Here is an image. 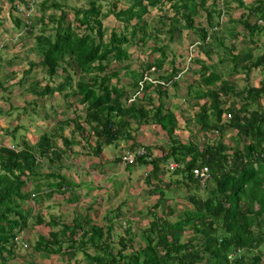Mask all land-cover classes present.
I'll use <instances>...</instances> for the list:
<instances>
[{
    "label": "trees",
    "instance_id": "16d2710c",
    "mask_svg": "<svg viewBox=\"0 0 264 264\" xmlns=\"http://www.w3.org/2000/svg\"><path fill=\"white\" fill-rule=\"evenodd\" d=\"M5 1L14 28L34 37L29 51L38 59L28 61L16 80L19 95L37 98L25 99L20 108L9 104V110L23 113L16 121L40 107L56 111L46 105L58 96L66 113L40 130L34 142L28 140V126H0V264L17 259L28 264H264V50L252 40L264 32V0L248 5L236 0L246 11L239 20L229 13L231 0H223L224 10L218 0H125V6L120 0H83L70 6L71 12L57 3ZM38 6L41 14L34 21ZM49 9L54 11L46 14ZM153 9L159 13L149 21ZM225 12L229 19L222 30ZM110 16L117 26L106 36L103 21ZM234 23L242 25L253 48L237 49ZM219 31L230 36L227 45ZM184 32L191 34L189 45L204 53L203 60L197 56L189 62L187 70L196 77L192 83L179 82L184 68H177L176 54L166 51L183 41ZM132 49L143 56L139 66L132 63ZM220 50L219 63L231 64L225 75L210 61ZM2 62L0 55V68ZM34 69L43 74L44 85ZM257 70L254 86L249 78ZM1 76L2 90L14 87L4 82L16 78ZM171 90L184 93L183 103L173 108ZM182 117L187 128L192 121L199 142L180 135ZM147 128L163 138L144 142ZM120 143L127 151L122 156L146 152L124 167L128 173L131 166L147 169L141 197L156 200L143 211H133V196L107 211L101 212L98 202L87 206L80 190L91 187V192L94 184L67 173L86 157L97 160L91 164L94 172L97 164L105 165L104 149ZM122 156H114L115 163ZM172 163L177 166L170 169ZM203 167L209 172L205 182L193 174ZM58 203L72 207L71 219L63 213L43 217L42 209ZM80 203L92 215L79 212ZM33 229L39 231L30 239Z\"/></svg>",
    "mask_w": 264,
    "mask_h": 264
},
{
    "label": "rangeland",
    "instance_id": "374dc122",
    "mask_svg": "<svg viewBox=\"0 0 264 264\" xmlns=\"http://www.w3.org/2000/svg\"><path fill=\"white\" fill-rule=\"evenodd\" d=\"M125 0H120V5L121 6H125ZM210 1V0H209ZM252 0H242L243 4L248 5L249 2ZM40 3L44 2L48 5H51L53 3H57L58 5H60V7L62 9H65L66 12L67 10H70V6L72 7H78L80 5H83L84 1L83 0H39ZM231 3L229 4V10H231L229 13L232 17V20H239L242 16H246V11L241 8L238 4V2L236 0H231ZM103 3V2H102ZM223 0H218L217 4L219 5L220 10L223 9V6H225L223 4ZM65 6H68L65 7ZM104 6V10L107 9L106 4L103 3ZM65 7V8H64ZM167 6H165L163 9H166ZM33 10V9H32ZM35 11V19H39V15L41 14L40 12V8L39 6L36 7L34 9ZM53 9H49L47 11L46 14L53 12ZM69 12V13H70ZM159 13L156 9L150 10L149 14L146 16L147 20H151L153 17L156 16V14ZM29 14V12L24 11L23 14L21 15L22 18H26L27 15ZM14 14L10 11V7L8 5V3L5 0H0V47L3 46L4 44H6L5 48H0V55L2 56V67L0 68L1 73L0 74H5L6 73V78L13 76L12 82H7L5 81L4 84L5 86H8L11 84L16 83V80H18L19 78H22V71L26 70L29 68V63L28 61L31 60H38L37 56L35 55L36 52H30L29 50H31L34 47V37H23L21 30H17L14 28V23H13V17ZM228 14L225 12L221 19H220V23L222 24V30L225 28V25H228ZM200 20V19H197ZM199 22V21H197ZM253 22V21H252ZM116 21L115 19L110 16L108 17L106 20L103 21V27H105V29H107V34L106 36L109 35L111 29L114 28V26L116 25ZM233 26H235L237 33L239 34L238 38H236V40L233 42L234 45L237 47V49H242V48H253V44L251 43V41L249 40V36L248 33L244 32L242 25L238 24V23H234ZM39 27L37 26V29ZM219 33H221L219 31ZM221 35L224 37L225 40V44L227 45L230 41V36L226 35L225 33H221ZM189 36H191V34H186V32L183 33V41L181 43L178 42H174L173 44L170 45V49H166L168 55L173 54V52L176 54V59H175V65L177 68H184L182 70H184L183 73L179 74V82H183L184 78H188V81L190 83L193 82L194 77L190 74V71L187 70V67L189 66V62L191 63V60L193 58H196L198 56V58L200 60L204 59V53H200L198 54L197 51V47L193 46V45H189ZM162 36L160 35V38ZM193 39V37H192ZM254 42H256L258 44V47L260 50H264V32H262L260 35L255 36L252 39ZM190 46V47H189ZM215 49V48H214ZM217 50V49H216ZM29 51V52H28ZM132 51L134 52L132 59V63L136 64V66H139V59L141 60V58H143L142 54H140V50L138 49H132ZM28 52V53H27ZM224 52L222 50H220V53H216L214 52V55L211 56V62H213L216 66H215V70H217L219 73H221L222 75H225L229 69V66L231 65L228 62L225 63H219V59L220 57H223ZM220 56V57H219ZM172 57V56H171ZM188 64V65H187ZM207 65L210 64V62L206 63ZM187 65V66H186ZM4 66V67H3ZM135 66V67H136ZM192 69L196 68V65H192L191 66ZM170 68L168 67V70ZM189 69V67H188ZM164 70H167V66L164 68ZM34 71H36V78L37 80H39L40 82H42V84L44 85V83H46V80H44V82L42 81V77L43 74L37 70L34 69ZM170 71V70H169ZM225 73V74H224ZM10 75V76H9ZM32 74H30L29 76H31ZM225 77V76H224ZM196 78V77H195ZM239 77H236V79H238ZM2 79V76L0 77V80ZM260 79V75L258 70L256 72H253L250 75L249 81L250 83H252L254 86H256L258 84V81ZM243 81H238V86L241 87L243 86ZM16 83L15 85H13L14 87L10 88L9 86V91H4L0 88V126L4 127L6 125L10 126V127H14L16 124L21 125H25V127H29L30 128V133H29V142H34L37 138V136L39 135V131L40 130H47L49 127V123L52 124L53 121L58 120L59 117H61L62 119V114L66 113L64 110V105L65 102L63 100V98L61 97H56L55 101L54 99L51 97V100L48 99V101H50L46 107L48 108L49 106H52L53 108L56 109L51 111H47V109L43 110L42 107L37 109V113L34 114L32 112L27 113V115H23L19 121H16L17 116H20L21 111L12 109L9 110V104L13 105L16 108H20L22 107V105L25 102V99H35L37 98V96L27 93L26 95H19L20 89L16 88L17 87ZM183 91V89H182ZM180 91H175V90H171L169 92L170 96L175 95V97H170V100L168 101V105L170 107H174V104H178L179 103H183V96L184 93ZM179 97V98H178ZM45 102V101H44ZM264 102V100H263ZM187 107V106H184ZM8 110V111H7ZM184 110V109H183ZM48 112V119H46V121L42 124V119L44 118V114ZM63 112V113H62ZM188 112H190V108L188 110ZM69 115V114H68ZM72 115V113H71ZM60 119V118H59ZM18 120V119H17ZM30 126H29V125ZM187 122L185 119L180 120V124H179V129L178 132L180 133V135H182V137L184 139H187L189 137V134L195 136L193 137L194 141L196 140L197 142L200 141V134L195 131V126L192 123V121H190V123L188 124V128L186 126ZM22 127V126H21ZM20 130V129H19ZM17 131V134H20V131ZM195 131V132H194ZM158 135V136H157ZM144 142H156L155 137H157V141L159 142V139H162L163 136L161 135V133L156 132L154 130H152V128H147V132H145L144 135ZM154 136V137H153ZM227 142L231 141L228 139L226 140ZM156 144V143H154ZM203 144V143H202ZM127 151L125 149L124 143H120L118 146H109L106 147L104 149V155H103V160L107 163V168L109 169L108 172H104V173H92V172H88L83 171L85 169V167L87 166H91L90 162L91 160L89 158H84L82 163H75V168L74 170H70L67 171L68 174H70V176L77 180L78 182L80 181L81 183L85 184H94L93 187V191L88 192L91 190V187H88L86 189H82L80 190L81 192L85 193V197L86 198H82L83 200L81 202H86L87 205L91 204L93 205L94 203H99V209L102 211H107L108 209H113V208H117L119 206V204L121 203V201L125 198H130L131 196L134 197V201L137 202L136 204L132 205L131 203V207L133 209V211L137 210L138 211H143L146 206H150L151 204H153L155 202V198H151L150 200H143V197H141L142 194V189H144V187L140 184H136L138 182V179L143 178L144 174H146V167L144 166H131L129 167V172L132 171V173H128L127 170L125 168H116L119 167V163H115V158L114 156H122L123 154H125ZM114 158V159H113ZM83 165V166H82ZM121 166V165H120ZM103 168V167H102ZM100 171V170H97ZM111 177V179L113 178V183L112 182H107V179ZM118 184L122 185L121 187H118ZM125 187L129 188L127 191V189H124ZM132 194V195H129ZM59 200H61V198H58ZM64 202V201H63ZM30 204L32 205V203L30 202ZM44 208V207H43ZM72 208V207H71ZM71 208L69 205H67L66 203H64L61 207L60 204L58 203L57 205H54L51 209L45 208L42 209V213H43V217L45 219H49L50 215L49 214H65L68 215V218L71 219L73 217V211H71ZM76 209H78L79 212L83 211L84 214H91L92 212H87L86 211V207L82 205V203L78 204V206L76 207ZM124 210V208H122ZM101 212H100V216H99V220L101 219ZM134 214V213H132ZM135 219V218H134ZM136 221H138L137 219H135ZM141 222V220H140ZM142 223V222H141ZM39 231V229H33L30 230L29 232V236L30 239L34 238V234ZM119 231V230H117ZM31 249V248H30ZM31 251V250H30ZM21 253V252H20ZM81 255L78 254L77 255V260L81 259ZM46 262V261H45ZM10 264H28V261H21L19 259H17L14 263H10ZM37 264V263H35ZM50 264V263H48Z\"/></svg>",
    "mask_w": 264,
    "mask_h": 264
},
{
    "label": "built area",
    "instance_id": "2783aa9c",
    "mask_svg": "<svg viewBox=\"0 0 264 264\" xmlns=\"http://www.w3.org/2000/svg\"><path fill=\"white\" fill-rule=\"evenodd\" d=\"M146 154L144 149H141L140 151H138L136 154H128V155H124L121 157V161L120 163L123 166H126L128 164H131L132 162H134V159L136 158V156H144ZM177 165L176 164H170L169 168L173 169L175 168ZM193 174L196 178H199L201 182H205L208 180L209 178V172L208 169L206 167H203L201 169H195L193 170Z\"/></svg>",
    "mask_w": 264,
    "mask_h": 264
},
{
    "label": "crops",
    "instance_id": "0c3cea01",
    "mask_svg": "<svg viewBox=\"0 0 264 264\" xmlns=\"http://www.w3.org/2000/svg\"><path fill=\"white\" fill-rule=\"evenodd\" d=\"M103 155H104V154H103ZM93 161H94L95 163H97V160H93ZM93 161H91L90 164H92ZM103 161H104V160H103ZM101 163H103V162H101ZM101 163H99V165L97 164V166L95 167V170H96V171L94 170L95 173H98V172H99V173H104V172L106 173V172L109 171V169L107 168V164H108L109 162L106 163V162L104 161V164H105V165H102V166H101ZM102 167H103V168H102ZM124 167H125V166H120V165H119V167H116V168H124ZM86 170H87V173H88V172H92V173H94V172H93V169H92L91 166H90V167H89V166L85 167L84 171H86ZM97 170H100V171H97ZM146 170H147V169H146ZM127 172H128V171H127ZM144 175H145V174H144ZM143 178H144V176H143ZM143 178L138 179V182H137L136 184H140V185H141V182H142V179H143ZM107 182H108V180H107ZM121 186H122V185H120L119 187H121ZM124 189H128V188L125 187ZM87 206H91V204H89V205H87Z\"/></svg>",
    "mask_w": 264,
    "mask_h": 264
},
{
    "label": "clouds",
    "instance_id": "9594fccd",
    "mask_svg": "<svg viewBox=\"0 0 264 264\" xmlns=\"http://www.w3.org/2000/svg\"><path fill=\"white\" fill-rule=\"evenodd\" d=\"M121 166H123L121 163H119Z\"/></svg>",
    "mask_w": 264,
    "mask_h": 264
}]
</instances>
